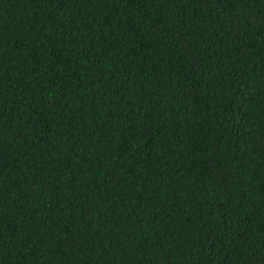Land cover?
<instances>
[{
  "label": "trees",
  "instance_id": "obj_1",
  "mask_svg": "<svg viewBox=\"0 0 264 264\" xmlns=\"http://www.w3.org/2000/svg\"><path fill=\"white\" fill-rule=\"evenodd\" d=\"M0 264H264V0H0Z\"/></svg>",
  "mask_w": 264,
  "mask_h": 264
}]
</instances>
